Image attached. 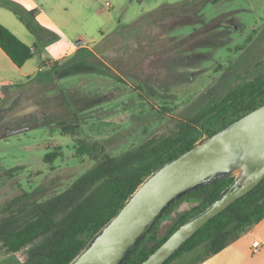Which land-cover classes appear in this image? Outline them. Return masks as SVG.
Here are the masks:
<instances>
[{
  "label": "rangeland",
  "instance_id": "rangeland-1",
  "mask_svg": "<svg viewBox=\"0 0 264 264\" xmlns=\"http://www.w3.org/2000/svg\"><path fill=\"white\" fill-rule=\"evenodd\" d=\"M180 1L30 0L43 6V18H54L63 37L47 48L54 58L51 63L41 60L42 48L32 61L40 70L54 72L0 85V216L15 196L41 189L34 198L44 201L90 171L97 161L80 154L81 145L98 142L109 154L119 155L170 134L178 119L264 74V0L208 4L206 19L217 17L223 27L153 22L156 9ZM225 36L229 40L222 46L200 44L204 38ZM85 43L92 45L99 61L63 55L70 45ZM59 56L63 57L56 59ZM93 98L102 100L82 111L74 106ZM63 122L78 123L79 128L64 133ZM4 126L30 128L7 136ZM52 152L58 154L55 160L45 161ZM193 205L189 200L177 205L162 221L160 234L165 235L179 212ZM197 255L198 250L175 264ZM25 257V249L10 252L0 240V264H22Z\"/></svg>",
  "mask_w": 264,
  "mask_h": 264
},
{
  "label": "trees",
  "instance_id": "trees-1",
  "mask_svg": "<svg viewBox=\"0 0 264 264\" xmlns=\"http://www.w3.org/2000/svg\"><path fill=\"white\" fill-rule=\"evenodd\" d=\"M0 1L14 11L37 37L49 31L38 21L36 9H28L14 0ZM220 1L183 0L165 4L153 12V22L170 27L198 23L209 28L223 27L217 17L207 20L204 14L208 4H218ZM220 21L223 22L222 19ZM228 40V36L219 40L204 38L200 44L205 47L222 46ZM248 40H251V36ZM0 47L19 67L35 54V46L27 44L1 21ZM73 55L78 59L80 56L84 60H100L96 52L88 47L78 48ZM52 72L54 69L39 70L29 78L40 79ZM101 100L76 101L74 106H79L78 111H82ZM79 102L81 105H77ZM263 104L264 74L251 83L231 88L221 101L178 119L170 134L152 138L119 155L109 154L98 142L81 145L79 153L92 157L97 161L96 165L66 190L44 201L34 198L41 189L15 196L6 207V212L0 216V240L10 252L26 250L22 264H69L156 169ZM78 117L79 112H75V119L78 120ZM61 125L64 133L73 134L79 128L78 123L63 122ZM57 156L56 152L48 153L45 161L52 162ZM234 180L235 177L231 175L204 184L175 201L152 225L123 264L143 262L179 226L214 201ZM184 200L194 205L179 212L167 233L161 235L162 221ZM263 218L264 180L207 222L164 264H175L186 254L198 250L195 259L182 263L197 264L219 253Z\"/></svg>",
  "mask_w": 264,
  "mask_h": 264
},
{
  "label": "water",
  "instance_id": "water-1",
  "mask_svg": "<svg viewBox=\"0 0 264 264\" xmlns=\"http://www.w3.org/2000/svg\"><path fill=\"white\" fill-rule=\"evenodd\" d=\"M29 128L3 130L11 136ZM237 170L242 172L233 183L139 264H164L207 222L264 180V104L156 169L69 264H123L175 201Z\"/></svg>",
  "mask_w": 264,
  "mask_h": 264
},
{
  "label": "crops",
  "instance_id": "crops-1",
  "mask_svg": "<svg viewBox=\"0 0 264 264\" xmlns=\"http://www.w3.org/2000/svg\"><path fill=\"white\" fill-rule=\"evenodd\" d=\"M19 3L23 4L28 9H36L38 21L49 31L43 32L40 37H37L27 28L25 23L19 19L14 11L2 3H0V21L27 44L35 46L34 55H36L38 49L42 48L41 60L51 63L54 58H50L47 48H51L50 43L59 42L60 39H62V32L53 24L54 18L51 20L52 22L43 18L44 8L42 5L36 6L32 4L30 0L20 1ZM52 16L51 13V17ZM23 24L25 27H23ZM80 47L92 49V45L88 43L77 47L70 45L63 55L65 57L71 56ZM61 57L63 56L56 57V59ZM34 60L35 56L28 60L22 67H19L0 47V85L2 86L6 83L15 84L18 80L34 76L37 71L41 69L38 64L32 63ZM254 241H259V250L255 253L253 252ZM197 264H264V218L251 226L239 238L227 245L219 253L211 255Z\"/></svg>",
  "mask_w": 264,
  "mask_h": 264
},
{
  "label": "built area",
  "instance_id": "built-area-1",
  "mask_svg": "<svg viewBox=\"0 0 264 264\" xmlns=\"http://www.w3.org/2000/svg\"><path fill=\"white\" fill-rule=\"evenodd\" d=\"M107 5H111L109 2H107ZM259 250V241H254L253 243V252H257Z\"/></svg>",
  "mask_w": 264,
  "mask_h": 264
}]
</instances>
